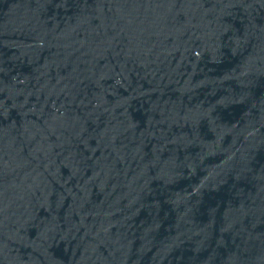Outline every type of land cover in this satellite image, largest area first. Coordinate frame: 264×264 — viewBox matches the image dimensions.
Instances as JSON below:
<instances>
[{
  "label": "water",
  "instance_id": "obj_1",
  "mask_svg": "<svg viewBox=\"0 0 264 264\" xmlns=\"http://www.w3.org/2000/svg\"><path fill=\"white\" fill-rule=\"evenodd\" d=\"M0 264H264V0H0Z\"/></svg>",
  "mask_w": 264,
  "mask_h": 264
}]
</instances>
